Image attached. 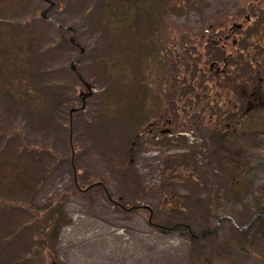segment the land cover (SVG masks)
<instances>
[{
    "label": "rangeland",
    "instance_id": "1",
    "mask_svg": "<svg viewBox=\"0 0 264 264\" xmlns=\"http://www.w3.org/2000/svg\"><path fill=\"white\" fill-rule=\"evenodd\" d=\"M150 1L115 27L108 0H0V261L264 264V224L241 228L264 206V0ZM234 22L235 55L211 56L201 34ZM245 57L248 109L227 86ZM21 158L28 175L2 184Z\"/></svg>",
    "mask_w": 264,
    "mask_h": 264
},
{
    "label": "trees",
    "instance_id": "2",
    "mask_svg": "<svg viewBox=\"0 0 264 264\" xmlns=\"http://www.w3.org/2000/svg\"><path fill=\"white\" fill-rule=\"evenodd\" d=\"M110 1H112V0H108L107 4L105 5V7L103 9V12H102V16L105 15L106 17H105L104 21H106L107 23L114 24L115 27H118L119 24H121L124 21L126 22V18H127V21H130V24H132L135 21V18L134 17H136L138 19V16H140L141 11H142V15H143L144 12L148 9V5H149V7L151 6V1L150 0H149V2H148V0H139L137 3H133L132 2L131 6L130 5H127L128 6V11L127 12H124V13H126L125 16H124V14H121L119 11L115 10L113 4ZM134 10L137 11V14H134V16H133L132 15V12H134ZM128 14H129L130 18L128 16ZM257 30H259V25L258 24H257V26L255 28V32ZM252 32H250V34H252ZM245 38L246 37L244 36L243 37V40H242V43L246 41ZM201 39L203 40V35L202 34H201ZM206 47H209V51H207V52L211 56H215L216 55V53L218 51V46H216L214 43H208V44H206ZM239 58L237 59L238 60V67H239L240 62H242L244 64V66H240V68L241 69H244V71L242 72V74L246 75L248 73L247 67H250L251 65H248L247 64L249 62H247V58L246 57H245V59H246L245 61L244 60L243 61H240ZM109 59H111V58H109V57L108 58H105L106 61H108ZM252 61H256L257 63H262V64L264 63V61H263V59H261V57L260 58H254ZM217 80H219L221 82V84H223V82H222V80L220 78L217 79ZM255 81H256V77L254 76L253 82L252 81H250V82L252 84ZM227 83H226L227 86L229 84H233V82L230 81V78L227 80ZM240 85H243L244 86V83L243 84L241 83ZM246 85H247V83H246ZM225 113H226V116H225V119L226 120L228 119L230 121V119L235 118V117L238 120H242L241 119L242 116L241 117H238V115L236 113H234V112L233 113L232 112H225ZM238 120H237V122H238ZM227 124H229V123H227ZM228 129H229L228 126H226L224 128H219V126L216 125V128H214V130H213V136H214V138L218 142H224L225 141V138H228V134L230 133V129H229V133H228ZM20 157H24V156H20ZM21 160L22 161H19V162H17L15 164V167H12L13 168V172L12 173L17 172L16 175H18L19 177L15 179L10 174H7L5 172L4 175H3V177L1 178V183L2 184H4L5 182H8V183L16 182L18 180H21V179L25 178L26 175H28L27 174L28 173V168H27L28 167V163H27V160H26V158H21ZM240 163L241 162H239V161L235 162V164H231L230 163L231 166H232V168H231V172L229 173V179L232 180L235 185H236V183L237 184L243 183V181L245 179L244 173H241L240 171H237L238 170V167L241 165ZM3 167H5V166H3ZM14 169H17V171H15ZM20 170L24 171V173L22 174V171H20ZM259 210H262L264 212V206L262 204L259 205V207H258V209H257L256 212H258ZM255 213H254V215H255ZM263 214L257 213V216L255 218L258 217V219L261 220L262 223L264 224V215ZM253 216H252V218H253ZM65 218H66V215L61 210L60 207L59 208H56L55 210H51L49 212L48 211L47 212H44V213L41 214V216H40V213H39V233H40V235L44 236L43 234H48V233L50 234L54 230L58 231L60 229L61 225H62V221ZM249 221L245 224V226L249 223ZM1 225L2 224L0 223V226ZM36 245H38V244L36 243ZM0 255H2V254H0ZM4 257L6 258V256L4 255L3 258L0 261V264H6V260H5ZM38 263H39V261H38ZM24 264H34V262L33 261H26Z\"/></svg>",
    "mask_w": 264,
    "mask_h": 264
},
{
    "label": "flooded vegetation",
    "instance_id": "3",
    "mask_svg": "<svg viewBox=\"0 0 264 264\" xmlns=\"http://www.w3.org/2000/svg\"><path fill=\"white\" fill-rule=\"evenodd\" d=\"M212 26L213 25H211L210 27H212ZM216 33H218V32L213 31V30L209 31V28H208L202 33V35H203V38L206 37V43L207 44L208 43H214L216 46L221 48V50L224 52V55L226 53L228 56L233 57L235 55L234 47L238 43V38L235 37V28L231 27V26L228 28H225L220 34L219 33L217 34L218 38H216ZM231 37H233V38L230 41ZM223 60L225 62L224 65L225 64L227 65L228 60H227V58H225V56L223 57ZM213 70L216 71L217 73L220 72V73H218V76H219V75H222V73L226 70V67L223 68L222 66H219V64L216 62V60H213L210 63L209 71H213ZM230 81H232L233 84L244 83V91L248 92L249 86L246 85V83H248V81L250 82V80L247 78L246 75L242 74V71L239 67H237L236 73L235 74L233 73V76L230 77ZM248 94L250 97H248V99L246 101V103L248 104L247 109L249 108V106L257 103L256 101H252L251 93L248 92ZM246 226H241V228L246 227Z\"/></svg>",
    "mask_w": 264,
    "mask_h": 264
},
{
    "label": "water",
    "instance_id": "4",
    "mask_svg": "<svg viewBox=\"0 0 264 264\" xmlns=\"http://www.w3.org/2000/svg\"><path fill=\"white\" fill-rule=\"evenodd\" d=\"M52 4H54V2H51V4L48 6V8H49ZM48 8H46L45 10H47ZM43 15H45V11L43 12ZM249 16H250V15H249ZM234 26L242 27V26H243V23H242V22H234L233 25H232V27H234ZM72 40L74 41V38H72ZM73 63H74V62H73ZM213 64H214V63H213ZM89 88H90V85H89ZM145 206H147L149 209L151 208L149 205H145ZM151 212H152V211H151ZM257 213H261V214H263L264 212H263L262 210H259L258 212H256L255 215L253 216V218H251V220H250L249 223L247 224V226L250 225L251 222L255 219V217L257 216ZM263 215H264V214H263Z\"/></svg>",
    "mask_w": 264,
    "mask_h": 264
}]
</instances>
